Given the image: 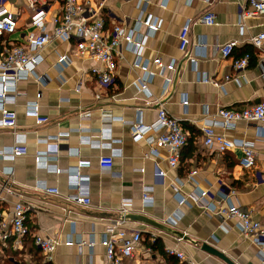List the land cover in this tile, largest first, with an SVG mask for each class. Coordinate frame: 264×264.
I'll return each mask as SVG.
<instances>
[{"label":"crops","instance_id":"1","mask_svg":"<svg viewBox=\"0 0 264 264\" xmlns=\"http://www.w3.org/2000/svg\"><path fill=\"white\" fill-rule=\"evenodd\" d=\"M3 1L18 11V19L16 30L0 39V48L2 41L5 46L21 44L27 34L38 32L32 26L36 10L25 0ZM77 1L97 11L108 36L114 25L125 26L135 32L140 46L133 50L121 42L113 57V83L103 88L90 71L103 68L101 62L75 54L74 36L53 39L40 50L42 58L34 68L42 80L35 81L32 75L18 81L11 107L17 117L14 130L25 133L27 152L0 159V219L8 221L13 204L23 201L30 205L25 219L28 234L17 246L9 240L0 253V264H100L104 248L99 238L118 219L128 232L142 233L141 242L124 264H172L168 258L172 254L166 249L182 252L191 261L172 255L175 264H226L201 250L202 243L216 248L234 264H264L260 247L239 231L235 220L216 214L217 207L232 203L264 221V123L239 121L233 129L222 131L229 139L253 145L255 165L250 169L238 164L239 148L218 151L206 146L201 134L203 125L217 120L218 108H242L264 99V73L257 64L261 49L251 43L254 35L264 31V15L245 16L247 0ZM42 2L38 8L43 7L45 30L50 31L52 17L62 13L63 0ZM207 9L213 11L215 23H193L188 32V51L196 58L192 66L178 48V34L187 19ZM146 17L160 21L156 30L143 23ZM227 41L235 45L231 55L223 57L216 46ZM245 53L249 54L247 66L234 70L232 59ZM61 55L67 57L64 63H58ZM156 57L163 65L152 62ZM171 59H175L173 70L164 66ZM142 63L147 65L145 71ZM142 79L143 89L138 84ZM33 102L47 122L36 124L25 114L27 104ZM160 105L178 120L187 136L174 169L168 165L166 148L154 147L145 139L133 140L130 133L133 121L154 122ZM84 110H89V116L79 114ZM14 141V131L0 127V149ZM49 145H55L57 152L48 151ZM113 150L111 168L101 171L98 158ZM39 151H45L46 157L35 161ZM79 160L88 161L78 172L90 206L65 199L77 191L68 184L67 171ZM156 167L164 172L159 179L154 175ZM45 185L58 188L59 193L44 192ZM4 187L13 193H5ZM144 189L152 199L147 204L141 199ZM201 191L206 194L198 196ZM127 213L145 215L182 236L123 218ZM35 234L59 240L50 262L44 261L34 244ZM147 236L151 241L160 239L168 257L151 249ZM65 239L73 244L66 245Z\"/></svg>","mask_w":264,"mask_h":264},{"label":"built area","instance_id":"2","mask_svg":"<svg viewBox=\"0 0 264 264\" xmlns=\"http://www.w3.org/2000/svg\"><path fill=\"white\" fill-rule=\"evenodd\" d=\"M29 7L36 10L32 18V26L38 31L30 32L23 40V43H13L5 46V41L0 48V127L8 128L14 131L15 141L10 147L0 149V159H13L17 155H23L27 152L25 144V133H18L16 130V111L11 107L15 103L17 95V83L21 79H28L34 75L35 81H41L42 77L35 75L34 68L41 61L40 50L53 39L67 40L70 37L75 38L74 53L80 56L88 55L102 63L103 68L92 67L91 73L96 77L101 87H108L113 83L114 54L123 41L129 44L131 48L138 49L140 42L135 32L127 29L125 26L114 25L108 36L105 33L104 21L97 15V11L88 4H83L77 0H63L62 13L55 15L51 19L52 28L50 31L45 30L44 11L38 8L42 5V0H25ZM245 16L264 15V0H247V8L244 11ZM18 11H13L4 5V1L0 0V39L5 35H10L17 28ZM143 23L151 30H156L160 21H154L151 17H146ZM193 23H202L205 25H213L215 23V15L212 10L207 9L197 17L187 19L182 25L178 34V48L183 53V59L192 66L196 63L195 55L188 51L189 38L188 32ZM264 31H261L251 38L254 47L261 49L257 64L264 73ZM235 45L234 41H227L224 44L217 45L216 49L223 57L231 55ZM66 55L58 57V63L66 61ZM249 54L245 53L241 57L232 59V67L236 71H240L247 66ZM155 65H163L160 58L156 57L152 61ZM166 69L173 70L175 67V59H171L164 65ZM143 71L147 65H140ZM228 76H226L227 78ZM206 80V79H205ZM213 83L216 84L215 81ZM141 89L145 88V80L138 82ZM98 97V95H96ZM183 105L187 104L186 100H181ZM36 103H29L25 109L27 116L33 117L36 124L47 122V117L39 115ZM82 117L89 116V110L79 113ZM104 116H108L103 113ZM217 120L209 125L201 127L203 143L208 147H213L218 151H225L232 148H239L241 155L238 164L244 169H250L255 165V152L253 145L246 141L233 140L227 138L222 132L225 129H233L239 121L264 123V99L244 106L242 108H218L216 112ZM153 131H161L159 135L153 137ZM130 133L133 140L145 139V141L154 147H164L167 149V162L171 169L178 166L180 158V150L186 144L187 136L181 128L178 120L169 115L163 106L157 108L156 119L150 124L136 120L130 124ZM56 137L55 140H57ZM44 142H47L46 139ZM54 145L48 151L57 152ZM58 150V149H57ZM116 151H112L110 155H101L98 158V165L101 171L110 169L113 163V155ZM264 154V152H263ZM45 151H39L34 156L35 161L44 160ZM88 165L87 160H79L77 165L67 171L69 175L68 184L77 188L76 192L66 195V200L78 205L90 206L91 199L87 195L86 190L80 188L79 168ZM54 170H56L54 168ZM59 171V170H58ZM195 173L192 171L191 174ZM155 177L158 179L164 176V172L156 167L154 171ZM82 183V182H81ZM83 184V183H82ZM5 193L12 194L13 191L9 187H4ZM42 190L48 194L57 195L58 188L45 185ZM148 189L142 191L141 199L144 204L150 203L152 199L149 197ZM206 191H201L198 196H204ZM30 205H26L23 201H17L13 204L11 217L8 221L0 219V253L8 247L9 240L17 246L21 243L22 238L28 234L25 225L26 211ZM124 212L125 210L122 209ZM121 212V214L123 213ZM216 214L226 218L234 219L235 225L239 231L251 239L253 243L260 247L261 253L264 255V221L255 219L250 212L229 203L226 207L219 206ZM122 219L114 221L108 225L99 238V244L104 248V259L100 264H124L125 259L132 257L137 244L142 240V233L138 230L128 232L121 226ZM152 237L151 239H153ZM34 244L39 248L44 261L50 262L53 252L59 240L51 236H42L35 234L33 236ZM66 245H72L71 239H65ZM92 245V241L89 242ZM166 252L176 255L179 259H186L184 254L174 249H166Z\"/></svg>","mask_w":264,"mask_h":264},{"label":"water","instance_id":"3","mask_svg":"<svg viewBox=\"0 0 264 264\" xmlns=\"http://www.w3.org/2000/svg\"><path fill=\"white\" fill-rule=\"evenodd\" d=\"M123 218H128L130 220L133 221H140L142 223H145L147 225H151L157 229H160L162 231L168 232V233H174L178 236H182V234L180 232L177 231H173L172 229H170L169 227L154 221L153 219L142 215V214H135V213H127L125 215H122ZM201 250L212 254L218 258H220L222 261H224L226 264H234L228 257H226L223 253H221L220 251H218L216 248L212 247L211 245L207 244V243H202L200 245Z\"/></svg>","mask_w":264,"mask_h":264},{"label":"trees","instance_id":"4","mask_svg":"<svg viewBox=\"0 0 264 264\" xmlns=\"http://www.w3.org/2000/svg\"><path fill=\"white\" fill-rule=\"evenodd\" d=\"M149 238H150V236H147V244L149 245V247H150L151 249H153V250L158 251L159 254H161L162 256H164V257H168V256H167V253H165L164 250H163V244H162V242L160 241V239L156 238L155 240L151 241ZM171 256H172V255H169L168 258L170 259V261L172 262V264L177 263V261L174 260V258H172ZM170 261H169V262H170Z\"/></svg>","mask_w":264,"mask_h":264}]
</instances>
